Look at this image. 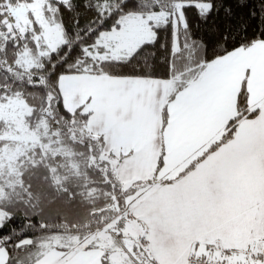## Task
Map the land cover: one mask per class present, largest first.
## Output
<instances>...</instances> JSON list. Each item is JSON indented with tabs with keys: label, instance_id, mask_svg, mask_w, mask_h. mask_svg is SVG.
<instances>
[{
	"label": "snow or ice",
	"instance_id": "obj_1",
	"mask_svg": "<svg viewBox=\"0 0 264 264\" xmlns=\"http://www.w3.org/2000/svg\"><path fill=\"white\" fill-rule=\"evenodd\" d=\"M0 264H264V0H0Z\"/></svg>",
	"mask_w": 264,
	"mask_h": 264
}]
</instances>
